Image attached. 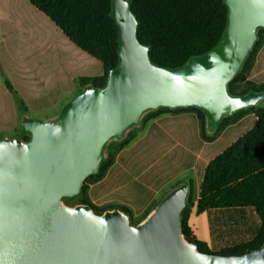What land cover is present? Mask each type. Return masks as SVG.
Masks as SVG:
<instances>
[{
	"label": "water",
	"instance_id": "95a60500",
	"mask_svg": "<svg viewBox=\"0 0 264 264\" xmlns=\"http://www.w3.org/2000/svg\"><path fill=\"white\" fill-rule=\"evenodd\" d=\"M224 1L228 24L220 44L172 70L150 60L129 2L113 0L120 60L105 86L85 87L54 120L25 118L29 140L0 139V264H264V243L218 253L185 238L187 184L137 224L117 208L99 214L89 204L64 203L99 171L105 144L122 138L147 110L196 106L213 131L224 116L264 99V91L227 89L264 28V0Z\"/></svg>",
	"mask_w": 264,
	"mask_h": 264
},
{
	"label": "crops",
	"instance_id": "0c3cea01",
	"mask_svg": "<svg viewBox=\"0 0 264 264\" xmlns=\"http://www.w3.org/2000/svg\"><path fill=\"white\" fill-rule=\"evenodd\" d=\"M104 73L100 60L73 43L29 0H0V133L14 130L21 119L28 118V112H52L44 118L56 119L62 107L85 89L77 78L102 77ZM5 79L25 102V112L18 108ZM247 80L264 84V43ZM256 122L255 112L246 111L212 140L204 138L202 120L194 110L164 113L143 129L137 125L133 132L137 137L119 150L103 175L91 183L89 201L104 205L106 210L126 207L142 217L170 192L192 182L195 200L188 219L191 234L214 252L231 247L237 238L233 221L217 210L197 212V199L209 162ZM213 218L221 226L214 235Z\"/></svg>",
	"mask_w": 264,
	"mask_h": 264
},
{
	"label": "trees",
	"instance_id": "16d2710c",
	"mask_svg": "<svg viewBox=\"0 0 264 264\" xmlns=\"http://www.w3.org/2000/svg\"><path fill=\"white\" fill-rule=\"evenodd\" d=\"M29 1L47 15L73 43L103 63L105 73L102 77H79L77 83L83 88L89 85L105 86L109 70L115 68L120 60L118 54L119 28L113 15V0ZM127 1L138 21V40L149 46L150 60L167 69L181 68L191 59L216 48L228 24V7L224 0ZM263 43L264 28L259 27L257 39L242 69L227 84L231 95L264 91V84L257 85L247 80L255 56ZM237 83H245L246 86L243 90L235 92L233 89ZM5 84L13 93L18 108L25 112L27 106L12 83L5 79ZM178 110H194L199 114L202 120L203 136L207 140L214 139L223 128L237 121L246 111L255 112L257 122L254 127L207 165L197 199V212L217 210L229 221L235 212L245 214L246 208H252L258 215V226L248 236L244 234L243 229L238 230L234 227L233 230L235 229L237 237L234 245L218 253H235L259 248L264 243V107H258L257 104L237 110L230 116H224L216 128L210 131L211 135H207L209 130L206 113L196 106L159 107L147 110L142 114L138 125L143 129L149 121L164 113ZM126 132L122 138L113 137L105 144L99 171L87 179L100 178L112 163L117 152L137 137V133L126 135ZM24 139L29 140L30 134ZM114 139H118V143L110 145ZM109 145L111 147L106 155L105 150ZM188 186L187 204L181 214L182 232L185 238L195 243L200 251L214 252L205 242L199 241L191 234L188 219L194 205L195 188L192 182H189ZM84 192L83 185L81 193ZM85 204L91 205L93 209L96 208L88 200ZM120 209L128 215L131 214L126 207H120ZM232 224L234 226L235 223ZM211 229L213 235L221 230L218 220L216 228L211 220Z\"/></svg>",
	"mask_w": 264,
	"mask_h": 264
},
{
	"label": "rangeland",
	"instance_id": "374dc122",
	"mask_svg": "<svg viewBox=\"0 0 264 264\" xmlns=\"http://www.w3.org/2000/svg\"><path fill=\"white\" fill-rule=\"evenodd\" d=\"M245 86H246L245 83H239V84L237 83L234 86V89L233 90L235 92H239V91L243 90L245 88ZM74 97H72L69 101H71ZM63 107H62V109H63ZM258 107H264V99H262L261 101H259ZM62 109H61V111H62ZM60 112L58 113L57 117L59 116ZM50 113H52V112H47L45 114H43V113H41V114H36V113L35 114H32V113H29L28 112L26 114L28 115V118H39V119H42V120H46L44 118V116L49 115ZM24 119L25 118H23V119H21V121H19L18 126L14 130L12 129L10 131H6V132L0 133V138L1 137H3V138L4 137H9V138L16 137V138H22V139H24L26 136H28L30 133L28 131H26L24 129V127H23V120ZM136 126L137 125H134L130 129H128L127 132H126V135L135 132L136 131L135 130L136 129ZM114 143H118V139L112 140L110 145H112ZM110 145L107 146V149L105 150L106 155L108 154L109 147H111ZM94 181H95L94 178L87 179L84 182V184H83L84 185L85 192L84 193H81L77 197L65 199L64 200V203L66 205H69V206H75V205H78V204L86 203L87 200L89 201V188H90L91 183H93ZM94 206L96 207V208H94V211L96 213H103L104 211H106V208H107L104 205H102V206H96V205H94ZM245 211H246L245 214H240L239 212H235L233 214V218L231 220L233 221V223H235L234 224V227L235 228L237 227L238 230L243 229L244 230V234H246L248 236V235L251 234V231L254 230L256 228V226H258V224H259V218H258V215L255 213V211L252 208H246ZM146 216L147 215H144L142 217H137V216L133 215V213H131L129 215L130 222L132 224H137V223L141 222ZM216 218L215 219L213 218V221H212V223L215 226V228H216V222H217V219ZM241 235H243V234H241Z\"/></svg>",
	"mask_w": 264,
	"mask_h": 264
}]
</instances>
